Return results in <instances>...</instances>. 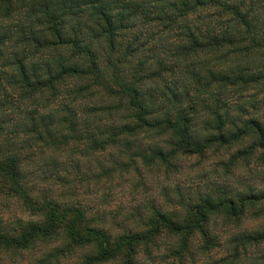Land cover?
Instances as JSON below:
<instances>
[{
  "label": "trees",
  "instance_id": "trees-1",
  "mask_svg": "<svg viewBox=\"0 0 264 264\" xmlns=\"http://www.w3.org/2000/svg\"><path fill=\"white\" fill-rule=\"evenodd\" d=\"M106 152L86 177L218 155L226 180L177 186L115 232L27 181L33 156L63 184L73 154ZM250 163L264 170V0H0V194L37 218L0 221V264L53 242L30 264H264V223L222 237L264 222V189L227 181Z\"/></svg>",
  "mask_w": 264,
  "mask_h": 264
},
{
  "label": "rangeland",
  "instance_id": "rangeland-1",
  "mask_svg": "<svg viewBox=\"0 0 264 264\" xmlns=\"http://www.w3.org/2000/svg\"><path fill=\"white\" fill-rule=\"evenodd\" d=\"M8 120V119H7ZM9 122V120H8ZM10 123V122H9ZM11 124H9L10 126ZM108 152L101 153L95 158H82L79 154H73L74 162L79 167L68 166L65 163L66 170L71 172L70 179L61 184L55 180V175L61 171L54 170L48 162H43L37 156H33L31 171L28 174L27 181L34 183L35 187L43 192L38 195L50 194V197L60 203L80 204L89 216L105 215V227L112 228L111 232L117 231L116 223L121 222L127 215L132 214L134 209L143 207L148 201L157 202L159 205L165 204L168 196L175 195V188L179 186L182 191H191L198 187H204L207 183H220L222 179V169L216 167L217 160L221 159L216 156L209 158L197 164L196 159H190L183 162L181 173L164 175L162 171L149 169L140 173L144 178L138 177L134 173H117L112 179H97L86 177L89 174L98 172L96 158L100 161L107 160ZM226 155V154H225ZM59 162H65L64 158H58ZM61 167V166H60ZM234 177H229L227 181L235 182L240 178L244 183L251 184L256 189H264V170L257 164L241 165L235 171ZM114 216V218L112 216ZM17 219L36 220L35 216L26 213L21 206L14 200L6 198L0 194V221L11 223ZM262 219H255L252 215H247L241 226L232 228L227 234L237 232H246L260 229L263 226ZM128 224V223H127ZM124 226V225H121ZM130 227V223L128 225ZM219 228V226H218ZM60 242L43 243L37 245L32 251L22 252L16 255H10L13 264H30L36 259L45 256L47 253L54 251ZM264 249V248H263ZM221 253L215 256L219 257ZM76 258L62 260L56 263L51 260V264H70ZM8 261V258H5ZM11 263V262H10Z\"/></svg>",
  "mask_w": 264,
  "mask_h": 264
}]
</instances>
